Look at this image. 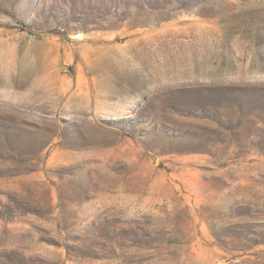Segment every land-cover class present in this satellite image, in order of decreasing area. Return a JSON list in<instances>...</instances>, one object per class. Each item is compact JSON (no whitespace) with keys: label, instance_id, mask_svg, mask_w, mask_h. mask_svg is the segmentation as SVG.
<instances>
[{"label":"rangeland","instance_id":"374dc122","mask_svg":"<svg viewBox=\"0 0 264 264\" xmlns=\"http://www.w3.org/2000/svg\"><path fill=\"white\" fill-rule=\"evenodd\" d=\"M0 264H264V0H0Z\"/></svg>","mask_w":264,"mask_h":264},{"label":"bare ground","instance_id":"6f19581e","mask_svg":"<svg viewBox=\"0 0 264 264\" xmlns=\"http://www.w3.org/2000/svg\"><path fill=\"white\" fill-rule=\"evenodd\" d=\"M17 51V50H16ZM20 51V50H19ZM15 55L13 54V56H12V60H11V63H12V61L14 62V60H15ZM17 58V57H16ZM23 62H24V64H27V71L25 72V70H24V74H26L27 75V78L28 77H30V75H29V73H32V72H34L35 71V69H36V67H37V62L35 63L34 62V64L31 62V61H27V58L26 57H23ZM39 63V62H38ZM17 64H19V63H17ZM36 64V65H35ZM16 65V64H15ZM6 66H8V65H6ZM9 67V66H8ZM17 67V66H16ZM19 69H21V68H19ZM22 70V69H21ZM38 71V70H37ZM22 73V72H21ZM23 74V73H22ZM10 78H12V77H10ZM14 78V77H13ZM10 80V79H9ZM24 80V79H23ZM39 80V79H38ZM37 81V80H36ZM14 82V81H13ZM12 83V82H11ZM24 83H26V81H17V80H15V84H18L20 87H21V85H25ZM6 84V83H5ZM14 84V83H13ZM8 85V84H7ZM28 86V85H27ZM26 88V87H25ZM17 92V91H16ZM34 92V91H33ZM36 92V91H35ZM40 94H42V93H40Z\"/></svg>","mask_w":264,"mask_h":264}]
</instances>
